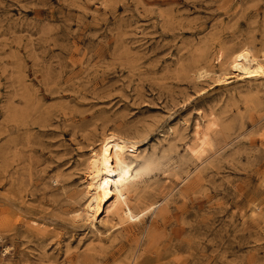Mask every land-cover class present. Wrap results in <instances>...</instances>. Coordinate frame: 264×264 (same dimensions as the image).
<instances>
[{
  "label": "rangeland",
  "instance_id": "374dc122",
  "mask_svg": "<svg viewBox=\"0 0 264 264\" xmlns=\"http://www.w3.org/2000/svg\"><path fill=\"white\" fill-rule=\"evenodd\" d=\"M244 48L264 55V0H0V264H264V77L227 69ZM108 134L152 162L127 229L71 218Z\"/></svg>",
  "mask_w": 264,
  "mask_h": 264
},
{
  "label": "bare ground",
  "instance_id": "6f19581e",
  "mask_svg": "<svg viewBox=\"0 0 264 264\" xmlns=\"http://www.w3.org/2000/svg\"><path fill=\"white\" fill-rule=\"evenodd\" d=\"M227 69L240 78L264 77V55L255 56L248 48L233 52ZM227 78L225 73L219 75L218 80L226 81ZM100 142V146L93 149L87 158L84 182L79 193L84 201L72 210L71 218L96 226V222L105 223L103 216L109 213L113 217L116 216V220L125 224L124 229H127L132 225L130 222L140 221L154 206L150 203L145 207L136 208L134 204H130V192L138 188V178L146 173L152 162L147 158L133 160L128 157V141L121 136L108 134ZM130 146L134 148V144Z\"/></svg>",
  "mask_w": 264,
  "mask_h": 264
}]
</instances>
